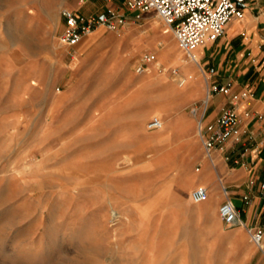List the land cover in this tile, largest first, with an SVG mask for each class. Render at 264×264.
I'll return each instance as SVG.
<instances>
[{"label": "rangeland", "instance_id": "obj_1", "mask_svg": "<svg viewBox=\"0 0 264 264\" xmlns=\"http://www.w3.org/2000/svg\"><path fill=\"white\" fill-rule=\"evenodd\" d=\"M77 6L0 0V264H202L198 59L123 5V26L63 45L61 10Z\"/></svg>", "mask_w": 264, "mask_h": 264}, {"label": "crops", "instance_id": "obj_2", "mask_svg": "<svg viewBox=\"0 0 264 264\" xmlns=\"http://www.w3.org/2000/svg\"><path fill=\"white\" fill-rule=\"evenodd\" d=\"M112 2L118 4V0ZM110 3L93 0V9L87 3L80 10L100 11ZM102 28L98 26L91 33ZM192 53L203 70L206 86H230L228 95L222 92L210 95L205 121H214L230 104V96L238 95L236 135L240 138L235 142L231 137L222 148L214 150L215 167L202 157L201 171L190 187L203 186L208 192L207 199L200 202L203 209L199 218L208 225L201 263L249 264L257 247L246 236L247 229L264 227V195L259 189L264 177V0H248L242 19L230 21L221 37ZM243 91L249 92L248 96L241 97ZM226 199L235 205L240 220L235 227L228 226L234 227L229 231L223 230L225 223L218 214V206ZM259 251L257 263L264 260V239Z\"/></svg>", "mask_w": 264, "mask_h": 264}, {"label": "built area", "instance_id": "obj_3", "mask_svg": "<svg viewBox=\"0 0 264 264\" xmlns=\"http://www.w3.org/2000/svg\"><path fill=\"white\" fill-rule=\"evenodd\" d=\"M111 2L104 9L97 12L82 13L79 9L61 10L64 27L59 35L60 43L69 47L77 45L83 37L91 33L96 27L102 26L108 30H115L123 26L126 15L121 10L125 6L134 17L140 13L154 11L156 15L168 27L181 50L186 54L192 52L196 47L216 41L224 34L226 25L232 20H240L248 7V0H106ZM88 0H79L82 7ZM153 56L144 54L140 63L136 66L137 73H143L149 67ZM203 71V70H202ZM213 72V68L209 69ZM177 74V71H173ZM208 95L214 92L230 94V86L207 85ZM249 92L243 91L240 96H248ZM238 95L230 96V104L224 107L214 121H203L204 112L201 114L198 124V137L202 145L204 156L213 167L216 166L213 152L216 148H222L227 140L233 137L235 142L240 138L236 135L239 116L236 111ZM248 116V112L245 113ZM162 127V120L151 117L146 128L156 130ZM228 160V157H225ZM259 189L264 195V177L260 181ZM208 192L205 187L197 186L190 192V199L194 203L206 200ZM247 197H244L246 200ZM218 214L227 226L240 224L239 214L235 205L229 200H224L218 206ZM250 241L259 249H263L264 227L256 226L247 229ZM258 264H264V260Z\"/></svg>", "mask_w": 264, "mask_h": 264}, {"label": "bare ground", "instance_id": "obj_4", "mask_svg": "<svg viewBox=\"0 0 264 264\" xmlns=\"http://www.w3.org/2000/svg\"><path fill=\"white\" fill-rule=\"evenodd\" d=\"M165 30L171 31L168 27H165ZM172 32V31H171ZM183 51V50H182ZM184 52V51H183ZM188 55H190V52L188 53ZM192 56V55H191ZM193 64H197L196 60L195 61H191ZM189 65L183 67V73L188 74V70H189ZM148 71V68L145 70V72ZM201 71V70H200ZM177 75V74H176ZM191 76V75H190ZM179 79V78H178ZM185 80H181L179 79V86H182L184 84ZM190 82V81H189ZM209 99V96H206ZM208 101V100H207ZM162 128V127H161Z\"/></svg>", "mask_w": 264, "mask_h": 264}]
</instances>
